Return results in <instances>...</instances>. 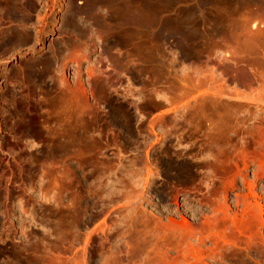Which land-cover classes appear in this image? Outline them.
<instances>
[{"label":"rangeland","instance_id":"1","mask_svg":"<svg viewBox=\"0 0 264 264\" xmlns=\"http://www.w3.org/2000/svg\"><path fill=\"white\" fill-rule=\"evenodd\" d=\"M224 1L174 0V21L199 11L195 41H141L132 67L97 27L103 41L74 39L72 12L90 0H0V264H264V99L248 100L264 64L220 46L264 31V17L242 23L248 0L239 14ZM247 211L251 237H234ZM183 219L218 226L189 235Z\"/></svg>","mask_w":264,"mask_h":264},{"label":"bare ground","instance_id":"2","mask_svg":"<svg viewBox=\"0 0 264 264\" xmlns=\"http://www.w3.org/2000/svg\"><path fill=\"white\" fill-rule=\"evenodd\" d=\"M15 1V0H14ZM219 1V0H218ZM256 1H258V3H255ZM245 3V1H243ZM171 3H175L174 0H90V3L88 5V7L84 10V11H74L72 12V16H71V20L73 22V24L75 26H79V28L77 29V36L76 38L74 39H77L80 38L82 40L85 39V41L87 40L88 42L90 41V39H92L93 36H95L96 40L99 39V41L101 42V40L103 41L104 39H101V35L100 34V31L101 33H103L104 37H105V40L103 42L104 44V50H106V48L108 49L109 47V42L111 43H118V44H121V45H127V47H129V49L132 51V53H128L127 52V55L129 54V58L127 57V59L129 60V65L131 64V66L133 65V61L135 60L133 57H134V51L138 48L137 45H139V42L143 41L145 43H149V44H152L153 42H159V46H163V48L166 46L165 44L169 43V42H173V45L174 43L175 44H180V42H184V43H187V42H192L195 38H196V35L197 33H192V31H188L189 30V27L191 26H188L190 23L192 25V27H194L193 25H196L197 24V21H200L198 20L199 18V14L197 11V9H193L192 12H188L187 15L184 17V19H181L183 21L181 22H177V21H174V18L172 19L171 17V14L169 13L170 9H169V6L171 5ZM236 1L235 0H229V1H224V4H227L229 6L232 7V12L233 13H237V9L239 8V6L237 7L236 5ZM5 4V3H4ZM67 6V5H66ZM223 6V5H222ZM245 9L243 10L242 8V13L243 11L246 13V14H241L244 15L241 22L242 23H248V21L251 19V18H254L256 19V17H258V15H262L264 17V0H248L247 3L245 4ZM15 7V6H14ZM3 8V7H2ZM5 8V7H4ZM221 8V7H220ZM223 8V7H222ZM226 9V8H225ZM241 9V7L239 8ZM28 10V9H27ZM199 10V9H198ZM246 10V11H245ZM231 11V10H230ZM6 12V11H5ZM13 12V11H12ZM27 12V11H26ZM29 12V11H28ZM241 12V11H240ZM239 12V13H240ZM81 13H83V16L81 15ZM237 13V14H239ZM8 14V13H7ZM11 14V13H10ZM15 14V13H14ZM35 15V14H34ZM175 15V14H174ZM182 15V14H181ZM246 15V16H245ZM18 16V15H17ZM179 16V15H177ZM190 16V17H189ZM236 16V15H235ZM240 16V15H239ZM258 17V19H260L261 17ZM1 17V16H0ZM219 17V16H218ZM221 17H222V14H221ZM226 17V16H225ZM233 17V16H232ZM179 18V17H178ZM177 18V19H178ZM191 18V19H190ZM227 18V17H226ZM237 18V16H236ZM90 20L89 24L91 23V26H90V32H87V30H85V25L84 27H82V23L85 22V20ZM176 19V18H175ZM180 19V18H179ZM222 19V18H221ZM1 20V19H0ZM16 20V19H15ZM236 20V19H235ZM213 21V20H212ZM225 21V19H224ZM240 21V18L239 20ZM228 22V21H227ZM237 22V21H236ZM240 22V23H241ZM43 23H45L43 21ZM63 23V22H62ZM212 23V22H211ZM20 24V23H19ZM22 24V23H21ZM25 24V23H24ZM72 24V25H73ZM81 24V25H80ZM188 24V25H187ZM254 22H253V26H254ZM88 25V24H87ZM235 25V24H234ZM243 25V24H242ZM246 25V24H244ZM43 26V25H42ZM82 27V28H80ZM96 27L98 28L99 30V34L96 33L97 29ZM244 27V26H242ZM45 28V27H44ZM88 28V27H87ZM95 28V29H93ZM75 29V28H74ZM231 29V28H230ZM244 29V28H242ZM96 30V31H95ZM263 29H260L257 31H255L256 33H254V31H251V34L248 33L247 36L245 35L244 37H246V42H244V46H241V42L242 40H245V39H240L241 42L237 45H235L234 47H230V43L228 44L227 42H221L220 43V46H223V48H226V51H225V55L227 56V54H229L228 56H232V58H235L236 56H240L239 54L242 53V51L244 52H248V54L251 57V60L249 59V62L251 61L252 63H257L258 61V64L260 63L261 66L262 64H264V31H262ZM75 31V30H74ZM95 31V32H94ZM195 31V29L193 30ZM216 31V30H215ZM235 31V30H234ZM245 31V29H244ZM73 32V30H72ZM249 32V31H247ZM246 32V33H247ZM73 33V34H74ZM96 33V34H95ZM200 33V32H199ZM235 33V32H234ZM72 34V33H71ZM98 34V35H97ZM236 34V33H235ZM240 34V33H239ZM36 35V34H35ZM18 36V35H17ZM16 36V37H17ZM235 36V35H234ZM237 38H238V34L236 35ZM241 36V35H240ZM103 37V36H102ZM216 37V36H215ZM21 38V37H19ZM62 38V37H61ZM66 38V37H65ZM94 38V37H93ZM240 38V37H239ZM239 38L238 40L236 39V42L239 41ZM4 39V38H3ZM19 40V39H18ZM95 40V39H94ZM197 40V39H196ZM4 41V40H3ZM80 41V40H79ZM84 41V40H83ZM82 41V42H83ZM85 41H84V46H85ZM98 41V42H99ZM195 41V40H194ZM235 41V40H234ZM64 42V41H63ZM78 42V41H77ZM82 42H78L79 45H75L77 47L80 46V44ZM219 42V41H218ZM77 43V44H78ZM13 44V43H12ZM66 44V43H65ZM74 44V43H73ZM87 44V43H86ZM94 43L92 42V45ZM96 44H98L96 42ZM100 44V43H99ZM98 44V45H99ZM155 44V47H158L156 46V43H153V45ZM71 45V44H70ZM89 46H91L90 42L88 43ZM101 45V44H100ZM114 45V44H113ZM172 45V46H173ZM215 45V44H214ZM238 45H240V47H238ZM87 46V45H86ZM86 47V48H89ZM193 46V45H192ZM216 47L219 46V43L217 45H215ZM16 47V46H15ZM60 47V46H59ZM76 47V48H77ZM117 48H119L118 46H116ZM126 47V46H125ZM242 47V48H241ZM4 48V47H3ZM6 48V47H5ZM114 48V47H113ZM112 48V49H113ZM116 48V49H117ZM122 48V47H121ZM143 48V47H142ZM178 48V47H177ZM191 48V47H190ZM243 48L246 49L245 50H242ZM55 49V48H54ZM61 49V48H60ZM75 49V48H74ZM73 49V51H74ZM80 50L82 48H79ZM85 49V47H84ZM124 49V48H123ZM141 49V48H140ZM167 49V48H165ZM219 49V47H218ZM72 50V49H70ZM125 50V49H124ZM147 50V49H146ZM172 50V49H170ZM211 49H209L210 51ZM217 50V49H216ZM242 50V51H241ZM89 50L87 49V52ZM113 51V50H112ZM139 51V50H138ZM164 51V50H163ZM166 51V50H165ZM175 51V49H174ZM173 51V52H174ZM200 51V50H199ZM204 51V50H203ZM208 51V52H209ZM72 52V51H70ZM75 52V51H74ZM77 52V51H76ZM75 52V54H76ZM110 52V50L108 51ZM121 52H122V49H121ZM126 52V51H125ZM162 52V51H161ZM184 52V55L185 56H188L189 53L188 51H183ZM202 52V50H201ZM211 52V51H210ZM216 53H219L221 55H223L222 51L220 50H217L215 51ZM78 53V52H77ZM118 53V52H117ZM141 53V52H140ZM163 53V52H162ZM165 53V52H164ZM168 53V51L166 52ZM172 53V52H171ZM170 53V54H171ZM175 53H177L175 51ZM174 53V54H175ZM179 53V52H178ZM198 53V52H197ZM207 53V52H206ZM205 53V54H206ZM67 54V53H66ZM87 54V53H86ZM85 54V56H86ZM107 54V53H106ZM119 54V53H118ZM169 54V53H168ZM209 54V53H208ZM244 53H242L243 55ZM70 54H68L69 56ZM77 55V54H76ZM75 55V56H76ZM81 55V53H80ZM78 55V56H80ZM163 55V54H162ZM165 55V54H164ZM201 55V54H200ZM204 55V53H203ZM210 55V54H209ZM208 55V57H209ZM220 55V56H221ZM246 55V54H245ZM64 56V55H63ZM84 56V57H85ZM113 56V55H112ZM118 59V61L120 62L121 61V55H115ZM114 56V57H115ZM169 56V55H168ZM175 56V55H173ZM177 56V55H176ZM194 56V55H193ZM202 56V55H201ZM205 56V55H204ZM225 56V57H226ZM248 56V55H247ZM67 57V56H66ZM65 57V58H66ZM70 57V56H69ZM77 57V56H76ZM113 57V58H114ZM211 57V56H210ZM214 57V56H213ZM212 57V58H213ZM223 57V56H222ZM229 57V58H230ZM53 58V56H52ZM72 58V57H71ZM112 58V59H113ZM161 58H164L163 56H161ZM160 58V59H161ZM168 58V57H167ZM171 58V57H170ZM173 58V57H172ZM171 58V59H172ZM196 58V57H195ZM207 58V57H206ZM227 58V57H226ZM237 58V57H236ZM235 58V59H236ZM240 58V57H239ZM242 58V57H241ZM78 59V57H77ZM83 59V58H82ZM99 59V58H98ZM109 59V58H108ZM166 59V58H165ZM164 59V60H165ZM170 59V60H171ZM175 58H173L174 60ZM181 59V58H180ZM193 59V58H192ZM105 60V59H104ZM114 60V59H113ZM128 60H127V64H128ZM185 60V59H184ZM199 60V59H198ZM221 60V59H220ZM50 61V60H49ZM169 61V60H168ZM172 61V60H171ZM243 61V59H242ZM256 61V62H254ZM51 62V61H50ZM54 62V60L52 61ZM64 62V61H63ZM115 62V60H114ZM117 62V61H116ZM126 62V61H125ZM170 62V61H169ZM173 62V61H172ZM185 62V61H184ZM209 62V61H208ZM207 62V63H208ZM238 62V61H237ZM249 62H247L249 64ZM250 62V63H251ZM171 63V62H170ZM174 63V62H173ZM231 63V62H230ZM241 63V62H240ZM63 64V63H62ZM98 64V63H97ZM120 64V63H119ZM118 64V65H119ZM121 64H123L121 62ZM120 64V66H121ZM259 64V65H260ZM53 65V63H52ZM126 65V64H125ZM47 66V65H46ZM45 66V67H46ZM50 66V65H49ZM94 66V65H93ZM123 66V65H122ZM198 66V65H197ZM195 66V67H197ZM251 66V65H250ZM254 66V65H253ZM38 67V66H37ZM48 67V66H47ZM63 67V66H62ZM97 67V65L95 66ZM116 67L118 68L119 66L116 65ZM133 67V66H132ZM194 67V66H192ZM252 67V66H251ZM54 68V67H53ZM98 68H99V65H98ZM182 70L181 72H188L187 70L191 69L190 66L186 65V66H182L181 67ZM200 68L197 67L195 69H193V73H195L196 75L199 73L200 70H198ZM33 69V68H32ZM52 69V68H51ZM121 69V68H119ZM130 69V68H129ZM50 70V69H49ZM101 70V69H100ZM108 70V69H107ZM118 70V69H117ZM41 71V70H40ZM89 71H92L91 68ZM120 71V70H119ZM127 71V70H126ZM125 71V72H126ZM94 72V71H92ZM102 72V71H101ZM115 72V71H114ZM91 73V72H90ZM104 73V72H103ZM116 73V72H115ZM137 73V72H136ZM219 73H222V72H219ZM96 74V73H95ZM102 74V73H101ZM127 74V73H126ZM194 74V75H195ZM200 74V73H199ZM33 75V74H32ZM46 75V74H45ZM97 75V74H96ZM100 75V74H99ZM104 75V74H103ZM34 76V75H33ZM62 76V75H61ZM95 77V75H93ZM101 76V75H100ZM105 76V75H104ZM18 77V76H17ZM46 77V76H45ZM50 77V76H49ZM78 77V76H77ZM99 77V76H98ZM224 77V76H223ZM96 78V77H95ZM102 78V77H101ZM114 78V77H113ZM106 79V78H105ZM62 80V79H61ZM75 80V79H74ZM52 81V79H51ZM54 81V80H53ZM56 81V80H55ZM64 81V80H63ZM99 81V80H98ZM149 81V80H148ZM187 81V80H186ZM185 81V82H186ZM101 82V81H100ZM116 82V80H115ZM235 82V81H234ZM52 83H55V82H52ZM65 83V82H64ZM95 83V82H93ZM56 84V83H55ZM103 84V83H102ZM105 84V83H104ZM54 85V84H53ZM52 85V86H53ZM61 85V84H59ZM101 85V84H100ZM109 85H110V82H109ZM94 86V85H93ZM106 86V85H105ZM104 86V87H105ZM183 87L185 88H188V85L187 83L183 84L182 85ZM187 86V87H186ZM51 87V86H50ZM55 88L57 87V84L56 86H54ZM54 87H51V89ZM62 87V86H61ZM102 87V85L100 86ZM103 87V88H104ZM107 87V86H106ZM30 88V87H29ZM21 89V88H20ZM52 89V90H53ZM61 89V88H60ZM65 89V88H64ZM102 89V88H101ZM184 89V88H182ZM56 90H59V89H54V91L56 92ZM83 89H78V91H82ZM130 90V89H129ZM53 91V92H54ZM60 91V90H59ZM69 91V90H68ZM84 91V90H83ZM102 91V90H101ZM52 92V93H53ZM61 92V91H60ZM182 92V91H180ZM218 92V93H217ZM220 91L216 90V93L219 94ZM14 93V92H13ZM62 93L63 90H62ZM61 93V95H62ZM93 93V92H92ZM214 93V91H213ZM236 93H239V91L236 90ZM65 95H63L64 97H67L68 94H66V91L64 93ZM103 94V93H102ZM128 94V93H127ZM244 95H246L244 92H243ZM56 95V94H55ZM21 96V95H20ZM48 96V95H47ZM62 96V97H63ZM69 97V96H68ZM100 97V96H99ZM264 83L260 84L259 87L256 89V94H255V97L254 98H249L248 100H258V99H264ZM44 98V96H43ZM46 98V97H45ZM57 97L53 98L56 99ZM59 98V97H58ZM57 98V100H58ZM61 98V97H60ZM70 98V97H69ZM63 99V98H62ZM71 99V98H70ZM103 100V99H102ZM114 100V99H113ZM166 100H168L166 98ZM251 100V101H252ZM48 101H51V98L50 100L48 99ZM67 101H69L67 99ZM82 101V100H81ZM45 102V101H44ZM55 102V101H54ZM73 101L71 102H68L69 104L72 103ZM113 102V101H112ZM74 103V102H73ZM85 103V102H84ZM117 103V102H115ZM258 103H261V101L259 100ZM264 103V102H262ZM59 104V103H58ZM66 104V103H65ZM75 104V103H74ZM73 104V105H74ZM56 106H59L57 104H55ZM55 105H54V108H55ZM64 105V104H63ZM76 106H78L77 104H75ZM74 105V106H75ZM83 105V104H82ZM38 106V105H37ZM49 106V105H48ZM67 106V105H66ZM65 106V107H66ZM70 106V105H69ZM90 106V105H89ZM52 107V106H50ZM64 107V108H65ZM80 107V106H79ZM127 107V106H126ZM40 108V107H39ZM53 108V109H54ZM75 108V107H74ZM77 108V107H76ZM90 108V107H89ZM52 109V108H51ZM67 109V108H66ZM82 109V108H81ZM72 109H70L71 111ZM75 110V109H74ZM73 110V112H74ZM84 110V109H83ZM82 110V111H83ZM87 109H85L86 111ZM66 111V110H65ZM67 112V111H66ZM84 112V111H83ZM85 113V112H84ZM49 115V114H48ZM81 115H83V113H81ZM65 116V115H64ZM122 116V115H121ZM71 117V116H70ZM91 117V116H90ZM63 118V117H62ZM62 118H61V121H62ZM70 119V118H69ZM82 119V118H81ZM86 119V118H85ZM88 119V117H87ZM68 120V119H67ZM72 120L71 119V123H72ZM75 120V119H74ZM76 120H77V117H76ZM125 121V120H124ZM75 122V121H74ZM81 122V121H80ZM54 123V122H53ZM82 123V122H81ZM125 123V122H124ZM74 124V123H73ZM70 125V124H68ZM62 126V125H61ZM80 126V125H79ZM66 127V126H65ZM82 127V126H81ZM69 128V127H68ZM84 128V127H83ZM47 129V128H46ZM57 129V128H56ZM72 129V127H71ZM86 129V128H84ZM83 129V131H85ZM64 130V129H63ZM89 130V129H88ZM65 131V130H64ZM70 131V130H68ZM73 131V130H72ZM53 132V131H52ZM56 132V131H55ZM71 132V131H70ZM81 134V133H80ZM82 135V134H81ZM89 135V134H88ZM87 135V136H88ZM46 138V136H45ZM88 138V137H87ZM55 140V138H53ZM96 139V138H95ZM51 140V139H50ZM49 140V141H50ZM71 140V139H70ZM88 140V139H87ZM52 141V140H51ZM91 142V141H90ZM58 143V142H57ZM67 143V142H66ZM84 143V142H83ZM60 148V147H59ZM95 149V148H94ZM244 151V154H243V158H247L248 157V154H247V150L243 149ZM260 153H259V158H262L264 156V147L262 149H259ZM87 151V150H86ZM63 153V152H62ZM76 154V153H75ZM74 154V155H75ZM88 155V154H87ZM256 156V155H255ZM257 158V159H259ZM246 160V159H245ZM246 165V164H245ZM127 170V169H126ZM133 171V170H132ZM148 175V174H147ZM100 181V180H99ZM119 183V182H118ZM109 189V188H108ZM103 190V189H102ZM96 191V190H95ZM101 193V192H100ZM96 194V193H95ZM244 203V202H243ZM247 209V208H246ZM243 212L246 210H242ZM241 217L239 218V216H237V214L235 213L234 216L231 218V222H232V234L234 237H239L240 235H244L245 233L249 232L250 229H251V225H252V222L254 220V216L253 215H249L248 216V211H247V216H246V219L244 217H242V214L240 215ZM182 228L187 232V234L189 235H192L195 231H198L201 235L204 234L205 232H207L208 234L209 233H214L216 231V227L218 226L217 225V222L215 223H207L206 226H201L198 230L197 229H194L192 227V225H190L185 219H183V222L181 224ZM247 231V232H246ZM245 232V233H244ZM250 233V232H249ZM249 233H247L249 235ZM244 237H248L247 235L244 236ZM251 236L249 235L248 238H250ZM244 240V239H243ZM248 240V239H247ZM248 243V242H246ZM250 243V242H249ZM248 247L250 244H247ZM262 252V255H264L263 251ZM194 253L196 254L195 256H198L200 254V252L197 253V251H194ZM241 264V263H240ZM244 264H247L244 263Z\"/></svg>","mask_w":264,"mask_h":264}]
</instances>
